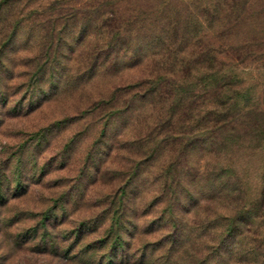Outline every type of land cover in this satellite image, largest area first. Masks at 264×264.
Returning <instances> with one entry per match:
<instances>
[{
    "label": "rangeland",
    "instance_id": "rangeland-1",
    "mask_svg": "<svg viewBox=\"0 0 264 264\" xmlns=\"http://www.w3.org/2000/svg\"><path fill=\"white\" fill-rule=\"evenodd\" d=\"M212 7L0 0V264H259L264 16Z\"/></svg>",
    "mask_w": 264,
    "mask_h": 264
},
{
    "label": "trees",
    "instance_id": "trees-1",
    "mask_svg": "<svg viewBox=\"0 0 264 264\" xmlns=\"http://www.w3.org/2000/svg\"><path fill=\"white\" fill-rule=\"evenodd\" d=\"M262 1L264 0H212V4H213L212 9L214 10L215 15L212 21L208 23V26H225L224 21H223L224 15H225L224 18H229L231 21H234V22L239 21L243 23H246V22L254 23V21L256 22L255 19L257 17L264 16V10L262 12H256L257 8L259 9L258 4H260ZM226 7H228L230 10V12H228L227 14H225L226 10H228V8L226 9ZM253 10H255V12H253ZM251 12H252V15L249 16ZM110 20L114 21L112 23V26L119 25V24L117 25V21L115 17L112 16ZM105 24H106V21H105ZM120 25H123V23H121ZM199 26H203V24H200ZM216 81H217V73H212V83H215ZM48 224H49V221L44 223L45 229H48L47 228ZM114 225L115 223H113V225H111V228H110V230L112 231V233H110L111 239L109 236V237L102 238L99 241L100 247H101L100 249L106 251V249L110 248L109 249L110 251L109 252L107 251L103 255V259L101 260L99 264H104L105 260L107 261L106 264H124L125 262H127L128 253L125 250L124 243L121 239V234H120L121 232L119 229L115 230ZM113 233L114 234L116 233L117 235L115 239L112 238ZM239 233H240V228L238 227L236 231L233 230L232 235L237 236L239 235ZM49 243L50 242H48L47 247H51V244ZM261 245H263L262 246L263 249L258 248L256 250H253V249L250 250L248 248L247 252H245L246 254L241 252L240 255L242 257L244 256L251 257L254 263L264 264V244H261ZM226 247L228 246H226V244L224 243L219 244V252L212 258V264H243L245 261H247V260L241 261L238 259H236L234 262L230 261V259L234 258L237 254L235 255L233 251H229ZM119 253H121V256H119L120 255ZM66 258L68 260L72 259L73 252H69ZM143 261H144V257H143Z\"/></svg>",
    "mask_w": 264,
    "mask_h": 264
}]
</instances>
